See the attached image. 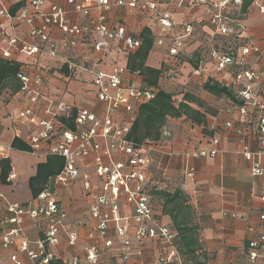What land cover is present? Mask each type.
Masks as SVG:
<instances>
[{
	"label": "built area",
	"instance_id": "built-area-1",
	"mask_svg": "<svg viewBox=\"0 0 264 264\" xmlns=\"http://www.w3.org/2000/svg\"><path fill=\"white\" fill-rule=\"evenodd\" d=\"M65 1L68 9L50 3L44 11L42 7L46 0H0L1 58L9 59L14 50L28 56L37 55L44 52V45L47 46L45 53L55 57L59 49H74L79 40L92 34L96 37L92 50L100 54V61L105 59L112 43L120 44L125 54L133 53L140 47L141 39L128 33L123 26L108 23L107 14L113 8L136 11L155 22L158 27L155 44L162 46L166 40L169 41L167 54L173 60H177L185 40L193 32L190 24L184 25L180 33L176 32L173 7L190 11L203 9L215 35L226 41L242 40L238 19L242 16L243 0ZM16 5L19 7L12 14L10 11ZM92 12L97 13L96 18H90ZM259 12H264V6L259 7ZM72 14L88 20L72 22ZM19 23L29 26L28 37L33 44L23 42L14 33V26ZM52 28L60 34L57 41L51 38ZM258 53V47L251 42L232 47L220 46L218 50L212 51L217 73L228 75L227 82L218 80V83L232 87L235 98L241 102V105L230 104L225 114L245 116L248 109H263L260 92L255 87L256 73L248 60L251 55ZM66 65L70 71L69 80L76 74L73 66ZM92 72L93 95L101 109L96 111L82 105L73 108L72 129L62 121L71 116L66 103L55 102L39 90L41 75L37 74L32 80L24 72L17 74L21 83L20 91L27 100V106L18 112L17 117L25 125L37 127L35 132L27 136L29 153L39 157H59L63 165L27 203H5V214L0 217V264H54L60 260L58 247L62 236L66 237L67 247L74 250L78 240L74 228L85 225L89 228L88 239L94 241L84 248L87 264H96L104 251L113 249L110 229L119 240L120 248L115 251L121 256L120 264H141L129 261V251L135 249V254L141 256L148 241L157 240L175 249V234L171 227L158 221L152 190L158 188L159 182L153 180L150 171L151 147L147 144L137 145L129 139L137 108L154 97L155 89L134 82L128 77L124 66L115 65L106 73L97 64ZM202 73V68L197 67L191 75L200 79ZM42 103H48L44 113L49 118L44 120L37 118L34 110L35 106ZM256 126L260 136L259 148L251 151L242 139L239 150L243 159L251 162L252 177L264 174V117L258 120ZM225 127L234 128L231 121L225 122ZM236 132L243 136L239 127ZM167 135L162 131L161 137ZM211 144L210 150H197L191 156L204 158L217 155L218 138H212ZM193 174V168L186 165L180 170L183 179H191ZM91 176L95 179L94 183L91 182ZM8 177L13 179L15 175ZM80 178L84 197L90 203L88 214L91 222L85 224L77 219L71 228L60 200L61 191L72 187ZM185 189L183 183L181 190ZM2 199L0 194V202ZM260 200L264 203V196ZM122 204L130 208L129 215L122 214ZM25 219L42 223V236L33 242L23 229ZM246 233L248 237L242 255L233 264H264V207L256 222L247 225ZM133 243L136 245L134 248ZM79 262V258L74 255L61 261V264ZM156 264L183 263L181 256L176 254L173 262L159 257Z\"/></svg>",
	"mask_w": 264,
	"mask_h": 264
},
{
	"label": "crops",
	"instance_id": "crops-1",
	"mask_svg": "<svg viewBox=\"0 0 264 264\" xmlns=\"http://www.w3.org/2000/svg\"><path fill=\"white\" fill-rule=\"evenodd\" d=\"M50 3H57L65 9L69 8L65 0H46L42 10L46 11ZM260 6H264V0H252L246 13L238 19L240 24L238 28L242 40L251 42L259 49L258 55L253 54L248 60L256 73L255 87L260 92L263 109H248L245 116L227 115L224 111L230 106V101L225 98H216L200 87L193 95L201 99L208 108L206 129L212 132V136L203 134L202 126L193 124L182 117L168 119L163 128L168 135L161 137L156 143H147L151 147L150 171L153 180L159 182L157 189L172 192L175 189L181 190L183 183L186 185V189L181 191L187 197V204L192 212L191 223L197 230L200 249L196 255H198L199 264H233L239 260L248 237L246 227L256 222L258 214L264 207V203L260 200L264 196V174L252 177L251 162L244 160L239 153L242 139L251 151L259 148L260 136L256 124L261 117H264V12H259ZM172 11L177 23L176 32L180 33L186 24L192 26L193 32L185 40L177 60L168 57L169 41L166 40L162 46L153 44L145 66L158 69L163 58L167 57L168 69L176 76L173 81L163 82L162 78L160 86H163V83L166 85L163 86L165 88L171 85L176 86L173 89L177 91L179 87L187 88L192 80L198 83L200 80L201 84L208 79L227 82L228 75L217 73L212 58V51L218 49L214 48L208 54L205 49L217 36L208 24L205 11L203 9L190 11L175 7ZM96 15V12H92L90 18H96ZM70 19L72 22L88 20L77 14H72ZM107 20L110 25L123 26L133 36L139 37L142 29L147 28L154 39L156 38L157 24L136 11L113 8L107 14ZM6 25L9 26V23ZM9 31L11 33L10 29ZM13 31L23 42L33 44L28 37L27 24H16ZM50 34L55 41L59 39L60 34L57 29L52 28ZM95 40L94 34L88 35L79 40L74 49L69 51L59 49L55 57L45 53L47 46L44 45V52L40 54L28 56L14 50L11 52V57L5 60L19 64V72H24L32 80L37 74L41 75L38 86L41 93L55 102L63 101L69 107L71 116L64 122L68 127L67 121H72L74 116L73 108L82 105L96 111L101 109V105L97 103L93 95L94 73L92 71L95 70V66L99 64L101 71L106 73L110 72L111 67L115 65L124 66L127 69L128 56L134 53L125 54L120 44L112 43L105 59L100 61V54L92 50ZM196 52L199 54L197 59L194 57ZM157 58H160L159 61ZM193 62L203 70L200 79H195L191 75L192 70L195 69ZM66 63L73 66L76 74L69 80L67 77L70 71ZM128 77L144 85L142 77L137 72L132 74L128 71ZM32 85L36 87L34 82ZM26 106L27 100L21 91L17 93H12L8 89L0 91V160L8 159L9 175H15L13 179L7 177V184L0 183V194L3 196V201L0 202V217L5 214V203L25 204L32 198L29 181L36 176L38 166L46 164L49 158L34 156L11 146L14 140H18L28 148L27 136L37 130V127L25 125L17 117L18 112ZM191 106L203 112V109ZM47 107L48 103L34 107L37 118L41 120L49 118L44 113ZM227 121H231L234 128H226ZM238 127L243 136L236 132ZM214 137L218 138L217 155L204 158L191 156V153L197 150H210L211 139ZM184 165L193 168L194 174L191 179L181 177L180 170ZM91 182H95L92 176ZM60 200L71 228L77 219L84 221L85 224L91 222L88 214L90 203L84 197L81 178L72 187L61 191ZM154 204L159 215L158 221L170 226L173 230L169 216L162 213V202L157 199V196L154 198ZM121 211L123 215H129L130 208L122 204ZM42 227V223H33L27 219L23 223L26 236L32 242L42 236ZM131 230L133 231V228ZM74 231L78 237L76 248L73 250L67 247L66 237L62 236L58 247L60 260L54 264H61V261L74 255L79 258V264H87L84 259V248L94 243L87 237L89 228L85 225L78 229L74 228ZM109 236L113 239V249L104 251L96 264L121 263V256L115 251L120 248L119 240L114 237L112 229L109 231ZM135 246L133 243L132 247ZM129 254V261L141 264H156L159 257L173 262L175 255L179 254L183 264H190L189 261L185 262V256L179 252L178 244H175L174 249L157 240L148 241L141 256L135 254V249H131Z\"/></svg>",
	"mask_w": 264,
	"mask_h": 264
},
{
	"label": "trees",
	"instance_id": "trees-1",
	"mask_svg": "<svg viewBox=\"0 0 264 264\" xmlns=\"http://www.w3.org/2000/svg\"><path fill=\"white\" fill-rule=\"evenodd\" d=\"M252 0H243L241 7V14H245L247 7ZM18 5L11 9L13 14ZM141 39L140 47L131 55L128 56L127 69L130 73L137 72L142 77L144 86L154 88V97L140 105L137 108V116L131 127L129 139L135 144H147L156 143L161 139V133L166 125L168 119L186 118L193 124L202 126V132L205 135L212 136V132L206 129V114L208 108L197 97L190 93L182 94V98L179 102L175 103L174 93L176 92V86H160V81L163 78L162 69H153L145 66V60L148 53L155 43V39L151 34V31L147 28L142 29L139 34ZM226 42V41H225ZM227 46V45H226ZM226 46H221L224 48ZM199 54L194 53V57L197 59ZM195 68L198 67L197 63L193 62ZM20 65L5 59L0 58V91L8 89L12 93H17L21 89V83L17 79ZM159 83V84H158ZM201 89L216 97L225 98L230 101L231 104L241 105V102L235 98V90L232 87H226L213 79H208ZM203 109V112L193 108ZM66 122L65 120H62ZM68 122V127L73 128L71 121ZM12 148L21 151L29 152V148L22 145L20 141L14 140L12 142ZM63 161L59 157H49L44 165L38 166L36 176L31 178L29 186L32 197L36 196L44 187L47 180L55 176L62 168ZM10 173V162L8 159L0 160V183L7 184V177ZM152 195L157 196L162 202V213L169 216L173 233L175 234V242L178 244L179 252L185 256L190 264H199L198 255L196 252L200 249L197 240V230L191 223V208L187 204L186 195L180 190L175 189L172 192L163 190H152Z\"/></svg>",
	"mask_w": 264,
	"mask_h": 264
},
{
	"label": "rangeland",
	"instance_id": "rangeland-1",
	"mask_svg": "<svg viewBox=\"0 0 264 264\" xmlns=\"http://www.w3.org/2000/svg\"><path fill=\"white\" fill-rule=\"evenodd\" d=\"M225 41L226 40L221 39V38H219L217 36L214 37L212 42L210 43V45H207L205 47V49L207 51V54H208V52H210V50H212L214 48L218 49V47H220V46H226L227 45V46L232 47V46H235V45L237 46V45L244 44V42H245V40H238V39H235V40L231 39V40H227L226 42ZM159 59L160 58H157L158 61H159ZM166 61H168L167 57L163 58V61L160 63V66L158 68V69H162V72H163L162 73L163 74V80L162 81L163 82H165V80L173 81L175 79V77H176L175 73H173V71H171V70L169 71V69H168L169 67L167 66V62ZM145 62H146V60H145ZM200 82H201L200 80H199V83L192 80L187 88L184 89V88H180L179 87L178 90L174 93V95H176L174 97L175 103H177V102H179L181 100V98H182L181 96L184 93H190V94L193 95L203 85V84H201L202 82L201 83ZM198 84L200 86H198ZM14 200L17 201V199H14ZM184 260H185V262H187V259L185 257H184Z\"/></svg>",
	"mask_w": 264,
	"mask_h": 264
}]
</instances>
